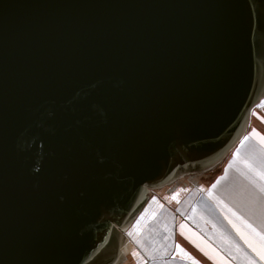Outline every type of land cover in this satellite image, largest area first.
<instances>
[{
    "label": "water",
    "instance_id": "1",
    "mask_svg": "<svg viewBox=\"0 0 264 264\" xmlns=\"http://www.w3.org/2000/svg\"><path fill=\"white\" fill-rule=\"evenodd\" d=\"M263 100L264 0H0V264H125Z\"/></svg>",
    "mask_w": 264,
    "mask_h": 264
},
{
    "label": "crops",
    "instance_id": "2",
    "mask_svg": "<svg viewBox=\"0 0 264 264\" xmlns=\"http://www.w3.org/2000/svg\"><path fill=\"white\" fill-rule=\"evenodd\" d=\"M263 110L264 105L253 127L256 133L250 136L258 143L247 138V133L224 161L225 166L222 164L211 173L219 176L200 199L195 200L198 194L194 191L187 200L179 202L178 210L182 213L178 215L166 203L156 204L135 225L125 264H264L257 251H253V247L264 250ZM241 147L243 159L236 160L234 156L238 157ZM164 206L167 209L161 212ZM165 225L171 231L166 232ZM144 226L150 227L143 249L137 232Z\"/></svg>",
    "mask_w": 264,
    "mask_h": 264
},
{
    "label": "rangeland",
    "instance_id": "3",
    "mask_svg": "<svg viewBox=\"0 0 264 264\" xmlns=\"http://www.w3.org/2000/svg\"><path fill=\"white\" fill-rule=\"evenodd\" d=\"M263 105H264V100L256 108H254L252 116H251V119L253 120V122L250 123L251 125L249 127V132H248V135H246V136H248L247 138H249V139H251L253 141H256V142H257V140L254 137H250V136H251L252 133L253 134L256 133L253 130V127L256 126V120H259L258 114H261V110H262ZM243 148H245V146ZM243 148L241 147L238 150V153H237L238 157L234 156L236 160H238V158L241 159V160L243 159V153H242ZM223 165L225 166V164H223ZM224 172H225V168H224ZM214 174L215 173L207 175L205 177L201 176L202 177L201 179L194 180L193 182H191L192 180L191 181L186 180V182H184L185 181L184 180V181H182L181 184H185V183H187V184L186 185H182V186H180V183L177 184L176 190H173L172 189L173 187H171L170 189L168 188L169 190L166 189L167 192H164V194H162V195L161 194L160 195L155 194V196L153 198H156V199L154 201V204L151 203L150 207L154 208L156 206V204L162 205V204L166 203L165 204L166 207L169 210H171L175 215L181 214L182 212L180 213L179 210H178L179 202H182L183 200H187L189 198L188 196H190L194 191H197V194H198L196 196L195 200L200 199V196L201 195L203 196L204 192L208 189L207 187H209L211 182L217 176H219V174L218 175L217 174L214 175ZM192 188H193V191H189L190 189L192 190ZM185 194H188V195L186 196ZM193 204H194V201L190 203V205H193ZM166 207L164 206L162 208L163 210L161 212H164L167 209ZM193 212H195V211H193ZM195 214H197V213H195ZM156 219H157V217H156ZM136 224L139 225L140 223L137 222ZM142 224H144V222ZM149 224H151V223H149ZM156 225L159 226L158 223ZM150 226H148V227H150ZM165 226H166L165 229H167V230H165L166 232L171 231V229L168 228V225H165ZM148 227L145 228V226H144V228L142 230L140 228L139 231L137 232L138 234H140V240H138L139 245L143 249L146 248V246H147V242L145 241V237L149 233V232H147V228ZM174 230H175V228H174ZM156 241H159V240H156ZM131 245H132V243H131Z\"/></svg>",
    "mask_w": 264,
    "mask_h": 264
},
{
    "label": "snow or ice",
    "instance_id": "4",
    "mask_svg": "<svg viewBox=\"0 0 264 264\" xmlns=\"http://www.w3.org/2000/svg\"><path fill=\"white\" fill-rule=\"evenodd\" d=\"M249 227H251L250 225H249ZM246 242H248L247 240H246ZM249 247H253L252 245H251V243H249ZM253 251H257V254L260 256V258L262 259V260H264V250H257L255 247H253Z\"/></svg>",
    "mask_w": 264,
    "mask_h": 264
},
{
    "label": "trees",
    "instance_id": "5",
    "mask_svg": "<svg viewBox=\"0 0 264 264\" xmlns=\"http://www.w3.org/2000/svg\"><path fill=\"white\" fill-rule=\"evenodd\" d=\"M249 131V130H248ZM155 199L156 198H152L151 199V203L153 202V204H154V201H155ZM152 212V207H150V208H148L147 210H145V212H144V214H143V216H147L149 213H151ZM142 217V216H141ZM140 218V217H139Z\"/></svg>",
    "mask_w": 264,
    "mask_h": 264
}]
</instances>
